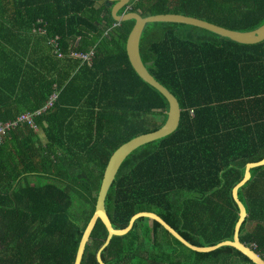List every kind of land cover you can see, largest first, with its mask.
<instances>
[{
    "label": "trees",
    "instance_id": "1",
    "mask_svg": "<svg viewBox=\"0 0 264 264\" xmlns=\"http://www.w3.org/2000/svg\"><path fill=\"white\" fill-rule=\"evenodd\" d=\"M97 4L0 0V124L33 114L59 93L52 108L32 119L35 130L17 124L1 139L0 264H72L110 157L166 121L168 104L128 61L133 22L117 24L110 9ZM124 13L181 15L246 32L264 23V0H130L118 15ZM37 21L45 36L31 33L42 26ZM56 37L62 59L47 44ZM90 49V65L66 55ZM138 52L147 72L177 100L180 122L172 135L123 162L105 200L111 225L124 229L133 215L150 212L191 245L231 241L238 212L231 190L245 165L264 158V40L243 45L189 25L150 24ZM249 176L237 190L246 213L238 241L264 261V167ZM106 237L97 220L80 264H98ZM101 259L252 264L227 246L194 252L147 218L112 237Z\"/></svg>",
    "mask_w": 264,
    "mask_h": 264
},
{
    "label": "water",
    "instance_id": "2",
    "mask_svg": "<svg viewBox=\"0 0 264 264\" xmlns=\"http://www.w3.org/2000/svg\"><path fill=\"white\" fill-rule=\"evenodd\" d=\"M97 1V9L101 5H104L107 9H110V15L112 20L117 24L133 22L131 31L129 32L126 43L125 51L135 75L146 85L151 87L157 94H160L166 103L168 104V111L166 113V121L164 125L156 130L155 132L138 136L126 144L120 146L110 157L107 166L104 170L103 177L101 180L100 188L96 198L95 209L92 217L90 218L88 224L86 225L81 239L79 241L78 247L74 254L72 264H80L84 254L86 243L90 237V234L97 222L100 220L107 230V237L105 242L100 247L96 254V261L98 264H104L101 259V252L109 245L112 237L114 236H124L131 229L136 220L140 218H147L158 224H160L170 235H172L177 241H179L186 248L198 252V253H209L220 247L227 246L235 249L245 258H247L252 264H264V261L256 254L252 249L245 246L238 241V231L241 223L243 222L246 213L243 205L239 202L237 198V190L240 189L250 178L249 171L255 168L264 167V158L257 163L247 164L243 170L242 179L232 188L231 198L237 207V220L233 227L232 239L231 241H222L214 246L209 247H197L191 245L186 240H184L174 229H172L166 222H164L160 217L156 216L150 212H139L133 215L128 225L124 229H115L112 227L111 222L107 216L105 210V200L108 194V190L112 185L117 172L119 171L121 165L126 160V158L131 155L138 148L152 143L157 140L164 139L172 135L178 128L180 122V108L177 100L162 86L160 83L156 82L153 77L147 72L143 66L138 52V43L142 30L150 24H183L193 27H197L206 30L212 34L219 37L226 38L234 43L243 45H253L260 43L264 40V23L259 27L251 31L240 32L229 30L207 21L198 20L195 18L185 17L181 15H157L148 16L142 18L137 13H124L119 16V12L128 5L129 0H94ZM114 4V5H113Z\"/></svg>",
    "mask_w": 264,
    "mask_h": 264
},
{
    "label": "built area",
    "instance_id": "3",
    "mask_svg": "<svg viewBox=\"0 0 264 264\" xmlns=\"http://www.w3.org/2000/svg\"><path fill=\"white\" fill-rule=\"evenodd\" d=\"M38 25H42L40 26V28L37 29H33L31 30V33L33 35L36 36H45L46 32L43 30L44 24L41 21H37ZM59 38H53V39H47V44L51 47L53 53H55V55L62 59L64 58L65 54H63L59 47H58V43H59ZM69 58H75L80 60L82 63H87L88 65L91 64V60L93 57V49H90L88 52L85 53H81V52H75L72 50H69L68 54H66ZM58 97H59V93L56 91L55 93H53L50 97H48L47 101L44 103V105L42 106L41 109H39L38 111L34 112L33 114H22L19 115L14 121L11 122H7V123H3L0 124V143H1V139L2 137L5 135V133L15 127L17 124H25L27 125L29 128L35 130L34 126H33V121L32 119L34 117L39 116L40 114L44 113L46 110L52 108L53 104H55L58 101ZM190 116H193V112L190 111ZM253 246V245H251Z\"/></svg>",
    "mask_w": 264,
    "mask_h": 264
},
{
    "label": "crops",
    "instance_id": "4",
    "mask_svg": "<svg viewBox=\"0 0 264 264\" xmlns=\"http://www.w3.org/2000/svg\"><path fill=\"white\" fill-rule=\"evenodd\" d=\"M3 16H2V20H4L5 18H6V12L5 11H2V13H1ZM3 52V51H2Z\"/></svg>",
    "mask_w": 264,
    "mask_h": 264
},
{
    "label": "rangeland",
    "instance_id": "5",
    "mask_svg": "<svg viewBox=\"0 0 264 264\" xmlns=\"http://www.w3.org/2000/svg\"><path fill=\"white\" fill-rule=\"evenodd\" d=\"M29 182L30 183H33V182L35 183V179H31V180H29Z\"/></svg>",
    "mask_w": 264,
    "mask_h": 264
},
{
    "label": "flooded vegetation",
    "instance_id": "6",
    "mask_svg": "<svg viewBox=\"0 0 264 264\" xmlns=\"http://www.w3.org/2000/svg\"><path fill=\"white\" fill-rule=\"evenodd\" d=\"M129 3H130V0H129ZM129 3H128V5H129ZM113 5H114V4H113ZM128 5H126L125 7H127ZM102 6H103V5H102ZM123 9H124V8H123ZM123 9H122V10H123ZM119 13H120V12H119Z\"/></svg>",
    "mask_w": 264,
    "mask_h": 264
}]
</instances>
